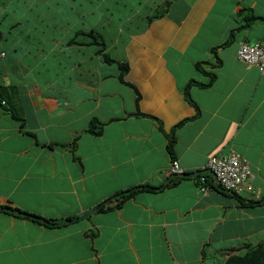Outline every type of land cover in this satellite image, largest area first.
I'll list each match as a JSON object with an SVG mask.
<instances>
[{
  "label": "crops",
  "instance_id": "obj_1",
  "mask_svg": "<svg viewBox=\"0 0 264 264\" xmlns=\"http://www.w3.org/2000/svg\"><path fill=\"white\" fill-rule=\"evenodd\" d=\"M10 3L0 1V43L13 40L0 61L8 96L0 207L13 211L0 209V264H225L230 253L264 244V71L237 58L241 41L264 42V0H148L123 43L106 33L103 15L85 10L60 19L67 34L46 44L35 28L15 38L21 21L8 18ZM154 12L162 16L147 22ZM96 25L116 62L79 35ZM27 43L39 57L32 65ZM54 67L66 79L51 77ZM94 118L101 134L87 131ZM186 118L175 128L174 160L194 172L211 155L236 151L250 161L262 203L240 200L214 177L204 190L195 177L165 183L170 136ZM143 185L153 190L83 217ZM17 209L72 220L48 225Z\"/></svg>",
  "mask_w": 264,
  "mask_h": 264
},
{
  "label": "rangeland",
  "instance_id": "obj_2",
  "mask_svg": "<svg viewBox=\"0 0 264 264\" xmlns=\"http://www.w3.org/2000/svg\"><path fill=\"white\" fill-rule=\"evenodd\" d=\"M147 1L148 0H11V3L7 5L9 7V14L7 15L8 18H13L11 15L15 14V19L21 21V24H16L11 30L15 33V38L18 37L17 39L19 40L21 32H29L30 28H35L37 30V38L43 40L44 44H46L47 41L53 42V36H62V38H64L65 34H67L66 31H63V29H61L62 27L57 24L63 17L68 15V17L71 16L73 19L74 16L77 14L81 15L82 11L85 10H91L93 13L95 12L96 18L106 13L107 19L103 22L107 24V28H105L106 33H109L111 38L115 36L116 40L123 43L129 33V31H126V28L128 30L135 29L133 26L137 25L139 20L138 16L142 15V10H144L143 4ZM1 16L2 13L0 12V17ZM72 19H67V21L72 23ZM2 24H6V20L3 21ZM98 27L97 30L100 29L104 32L100 26ZM1 31L3 30H0V33ZM52 31H54V35H52ZM72 35H75L74 31H72ZM12 44L13 40H10L8 34L4 35L1 39L0 45L5 46L6 52L12 50ZM7 47H9V50ZM26 48L28 50L26 54V63L32 65L35 61H38L39 57L36 59L37 57H35V50L32 44L27 43ZM19 53L24 55L20 50ZM64 72L65 71L61 70L59 67H54L51 71V77H54L58 81L63 78L66 79ZM57 73L58 76L60 75L59 77L56 76ZM76 77V75L73 76L75 79Z\"/></svg>",
  "mask_w": 264,
  "mask_h": 264
},
{
  "label": "trees",
  "instance_id": "obj_3",
  "mask_svg": "<svg viewBox=\"0 0 264 264\" xmlns=\"http://www.w3.org/2000/svg\"><path fill=\"white\" fill-rule=\"evenodd\" d=\"M2 1V0H0ZM4 2L8 1V0H3ZM168 12V10H166ZM162 14L161 12L157 13V12H154L151 14V16H147L146 17V21L147 22H150L152 21L153 19H156L158 17H161ZM254 18L256 19H262V17L260 16H254ZM103 19H107L106 17V13L103 14ZM99 28L97 25L94 29L86 32L82 29L78 30L79 31V35L81 34H84L85 36H87L88 39V42H93L96 46H98V53L102 54L104 56V58L109 61V62H116L114 58H112V55L108 52H106V47H107V40L105 38V35L103 34V32L98 29ZM87 42V43H88ZM71 43V41H70ZM0 52H4L5 53V57L2 58V59H5L7 57V52L5 50H1ZM119 66L122 68V72L126 71L127 70V65L125 63H119ZM123 74L121 75V78H122ZM215 76L213 75L212 78H214ZM212 82V81H211ZM210 83H205L203 84L204 86H208L211 84ZM5 91H4V87L0 85V104H2V102H7L8 100V96H6L5 94ZM139 98V94H137V100ZM187 120H189V118H186V119H183L182 121H180L177 125H175L174 129H173V133H172V136H170V140H169V143H168V150H169V153L172 157V159L174 160L175 159V152H174V142L176 140L175 136H174V133H175V128L178 127L179 125H181L182 123L186 122ZM103 123L97 119V118H94L90 121L89 123V126L87 128V131L90 132V133H93V134H101L102 131H103ZM187 174H190L191 172L189 171H185ZM204 175V177L206 178V181L209 185H213V183H211V180H212V176L207 174V173H204V174H199L198 176L195 177V179H200L202 176ZM178 179L179 178H183V177H177ZM171 182H174V180H172ZM219 187H221V189L225 190L221 184H218ZM146 189V188H151L153 190V187L152 186H149V185H143V186H139V187H134L133 189H127V191H123V192H119V193H116L117 195V198L115 199L117 202L116 204L113 206V205H109V202H111L112 200H114V197H110V200L109 202L107 203H101L99 206H100V209L99 211H102L104 210L105 208H108V209H113V208H116V207H120L122 201H124L126 198L130 197L132 194H134L138 189ZM235 196H237L240 200H243L244 198L234 192L233 193ZM250 203H255V204H259V203H262V199H259V200H250L249 201ZM0 209H10V211H13V208H10V207H0ZM18 212H20L22 215H24L27 219L29 220H32V221H37L39 223H43V224H48V225H55V226H58V225H66L68 223V221H71V217H68V218H63V219H55V218H46V217H42V216H39L35 213H29L27 211H22V210H19L17 209ZM77 218H81V217H77ZM247 251L244 252V253H230L229 254V257L226 259L225 261V264H264V244L261 243V244H257L255 246H248L247 247ZM233 251H236L235 249L233 250H229V252H233Z\"/></svg>",
  "mask_w": 264,
  "mask_h": 264
},
{
  "label": "built area",
  "instance_id": "obj_4",
  "mask_svg": "<svg viewBox=\"0 0 264 264\" xmlns=\"http://www.w3.org/2000/svg\"><path fill=\"white\" fill-rule=\"evenodd\" d=\"M5 57L4 52H0V61ZM237 57L247 63L258 65L264 69V42L249 44L240 42ZM203 168L212 170L216 175V180L227 191H233L240 195L249 194L253 198L260 197V190L255 185V175L251 168L250 161L236 151L227 154L211 155ZM184 168L174 161L171 165L172 173H183ZM204 181V177H201ZM203 190L207 186L201 187Z\"/></svg>",
  "mask_w": 264,
  "mask_h": 264
},
{
  "label": "water",
  "instance_id": "obj_5",
  "mask_svg": "<svg viewBox=\"0 0 264 264\" xmlns=\"http://www.w3.org/2000/svg\"><path fill=\"white\" fill-rule=\"evenodd\" d=\"M199 173H209L211 176H213V177L216 178L215 173H214L212 170H210V169H203V170L195 171V172L191 173L189 176H190V177H196ZM174 177H188V175H187L186 173L172 174V175H170V177H168V178L166 179L165 183H168V182H169L171 179H173ZM159 188H161V186H160V187H156L155 189H159ZM116 197H117V196L115 195L114 198H116ZM107 202H108V201H106V202H104V203H107ZM99 208H100V206H97V207L91 209L90 211H88L87 213H85V214L83 215V217H88V216H90V215L93 214L94 212L98 211Z\"/></svg>",
  "mask_w": 264,
  "mask_h": 264
},
{
  "label": "clouds",
  "instance_id": "obj_6",
  "mask_svg": "<svg viewBox=\"0 0 264 264\" xmlns=\"http://www.w3.org/2000/svg\"><path fill=\"white\" fill-rule=\"evenodd\" d=\"M241 42H242V41H241ZM244 42H247V41H244ZM258 42H259V41H258ZM260 42H262V41H260ZM247 43H249V42H247ZM254 43H256V42H254ZM249 44H253V43H249ZM238 48H239V47H238ZM237 51H238V50H237ZM237 58H238V57H237ZM238 59H239V58H238ZM239 60H240V59H239ZM241 61H242V60H241ZM244 62H245V61H244ZM246 63H247V62H246ZM248 64H251V63H248ZM252 65H255V64H252ZM256 66L259 67L258 65H256ZM259 69L262 70V71H264V69H261L260 67H259ZM174 161H176V160H173L172 163H171V165L173 164ZM177 162H178V161H177ZM178 163H179V162H178ZM203 169H207V168H202V169H199V170H203ZM184 170H185V169H184ZM199 170H196V171H199ZM185 171H186V170H185ZM185 171H184L183 173H186ZM170 172H171V166H170ZM194 172H195V171H194ZM171 173H172V172H171ZM191 173H193V172H191ZM191 173H190V174H191ZM172 174H179V173H172ZM186 174H187V173H186ZM190 174H187L188 177H190V176H189ZM199 174H204V173H199ZM199 174H198V175H199ZM207 174H209V173H207ZM198 175H197V176H198ZM209 175H210V174H209ZM202 177H204V175H203ZM212 177H213V176H212ZM204 178H205V177H204ZM214 178H215V177H214ZM205 181H206V178L204 179V181L200 178V183H201L200 187H202V186H207V187L209 188V187H210L209 184L206 183ZM218 184H220V183H218ZM225 191H227V190L225 189ZM228 192H230V193H234L233 191H228ZM241 196H242V195H241ZM242 197H243V196H242ZM259 198H260V197H259ZM259 198H256V200H258Z\"/></svg>",
  "mask_w": 264,
  "mask_h": 264
}]
</instances>
